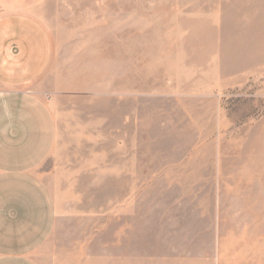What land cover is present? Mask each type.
Returning a JSON list of instances; mask_svg holds the SVG:
<instances>
[{
    "label": "rangeland",
    "instance_id": "obj_1",
    "mask_svg": "<svg viewBox=\"0 0 264 264\" xmlns=\"http://www.w3.org/2000/svg\"><path fill=\"white\" fill-rule=\"evenodd\" d=\"M52 60L40 264H264V0H0Z\"/></svg>",
    "mask_w": 264,
    "mask_h": 264
},
{
    "label": "crops",
    "instance_id": "obj_2",
    "mask_svg": "<svg viewBox=\"0 0 264 264\" xmlns=\"http://www.w3.org/2000/svg\"><path fill=\"white\" fill-rule=\"evenodd\" d=\"M52 38L35 17L0 14V264H40L54 232L56 199L41 169L56 149L48 104L28 91L48 70Z\"/></svg>",
    "mask_w": 264,
    "mask_h": 264
}]
</instances>
